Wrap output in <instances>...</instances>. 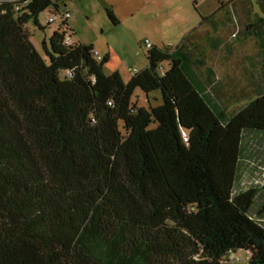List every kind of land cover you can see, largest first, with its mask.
<instances>
[{"label":"trees","instance_id":"trees-1","mask_svg":"<svg viewBox=\"0 0 264 264\" xmlns=\"http://www.w3.org/2000/svg\"><path fill=\"white\" fill-rule=\"evenodd\" d=\"M255 3L261 14L222 3L174 49L144 46L147 68L125 83L57 2L0 0V264H225L238 251L264 264L258 188L234 194L244 136L264 135V91L229 112L197 74L239 5L264 49ZM50 8L46 61L26 25ZM137 89L162 103L138 106Z\"/></svg>","mask_w":264,"mask_h":264},{"label":"rangeland","instance_id":"rangeland-1","mask_svg":"<svg viewBox=\"0 0 264 264\" xmlns=\"http://www.w3.org/2000/svg\"><path fill=\"white\" fill-rule=\"evenodd\" d=\"M231 0H53L62 11L70 12L69 25L75 32L74 40L93 45L103 59L109 56L103 72L109 76L118 72L125 83L131 80L130 69L142 71L148 66L143 41L148 39L164 50L176 48L194 29H200L202 18L216 13L221 4ZM252 14H261L255 0H251ZM239 5L232 23L213 35L216 46L207 45L206 67L197 74L212 81L210 92L229 112L238 111L248 98L264 91V67L261 43L253 36L244 35L254 17L244 13ZM110 8L118 20L114 25L107 16ZM50 8L38 16L39 26L32 21L26 25L30 40L47 61L49 39L57 29L60 18L48 25ZM243 9V10H242ZM264 31V26L259 28ZM242 33V34H241ZM209 70L211 72H209ZM61 78L63 74H60ZM132 102L146 108L162 103L159 92L149 95L137 89ZM234 194L257 187L258 194L249 215L264 226V215L257 213L264 204V135L246 134ZM256 189V188H255ZM244 251L225 258V264H248Z\"/></svg>","mask_w":264,"mask_h":264},{"label":"built area","instance_id":"built-area-1","mask_svg":"<svg viewBox=\"0 0 264 264\" xmlns=\"http://www.w3.org/2000/svg\"><path fill=\"white\" fill-rule=\"evenodd\" d=\"M58 16H52L51 18H50V20L49 21H51V22H55V20H56V18H57ZM70 17V15L69 14H66L65 15V17H63V18H69ZM66 43L67 44H71L72 43V39L69 37V36H67L66 37ZM143 44H144V46L147 48V49H149V48H151L152 46H153V44L148 40V39H146V40H144L143 41ZM95 59L97 60V61H101L102 60V58L96 53L95 54ZM138 72V70L137 69H130V73H131V75H134V74H136Z\"/></svg>","mask_w":264,"mask_h":264},{"label":"crops","instance_id":"crops-1","mask_svg":"<svg viewBox=\"0 0 264 264\" xmlns=\"http://www.w3.org/2000/svg\"><path fill=\"white\" fill-rule=\"evenodd\" d=\"M71 27V26H70ZM152 43V42H151ZM154 46H156V44L155 43H152Z\"/></svg>","mask_w":264,"mask_h":264}]
</instances>
